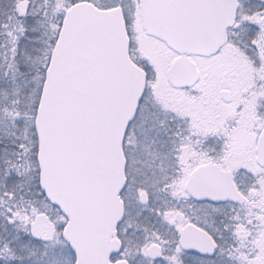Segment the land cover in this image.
<instances>
[{
    "label": "snow or ice",
    "instance_id": "snow-or-ice-1",
    "mask_svg": "<svg viewBox=\"0 0 264 264\" xmlns=\"http://www.w3.org/2000/svg\"><path fill=\"white\" fill-rule=\"evenodd\" d=\"M0 264H264V0H0Z\"/></svg>",
    "mask_w": 264,
    "mask_h": 264
}]
</instances>
